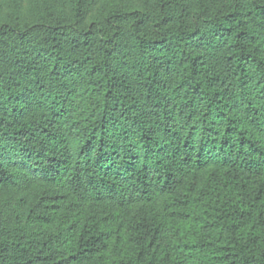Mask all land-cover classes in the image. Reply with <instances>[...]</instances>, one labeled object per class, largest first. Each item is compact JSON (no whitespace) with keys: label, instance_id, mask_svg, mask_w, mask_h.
<instances>
[{"label":"trees","instance_id":"1","mask_svg":"<svg viewBox=\"0 0 264 264\" xmlns=\"http://www.w3.org/2000/svg\"><path fill=\"white\" fill-rule=\"evenodd\" d=\"M0 23V264H264V0H56Z\"/></svg>","mask_w":264,"mask_h":264},{"label":"rangeland","instance_id":"2","mask_svg":"<svg viewBox=\"0 0 264 264\" xmlns=\"http://www.w3.org/2000/svg\"><path fill=\"white\" fill-rule=\"evenodd\" d=\"M56 0H0V23L35 21L48 15ZM111 0H100V5Z\"/></svg>","mask_w":264,"mask_h":264}]
</instances>
